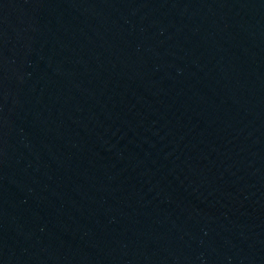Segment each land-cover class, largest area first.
<instances>
[{
  "label": "water",
  "instance_id": "water-1",
  "mask_svg": "<svg viewBox=\"0 0 264 264\" xmlns=\"http://www.w3.org/2000/svg\"><path fill=\"white\" fill-rule=\"evenodd\" d=\"M0 264H264V0H0Z\"/></svg>",
  "mask_w": 264,
  "mask_h": 264
}]
</instances>
